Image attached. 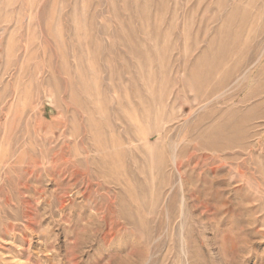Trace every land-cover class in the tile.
Masks as SVG:
<instances>
[{
  "label": "rangeland",
  "instance_id": "1",
  "mask_svg": "<svg viewBox=\"0 0 264 264\" xmlns=\"http://www.w3.org/2000/svg\"><path fill=\"white\" fill-rule=\"evenodd\" d=\"M0 264H264V0H0Z\"/></svg>",
  "mask_w": 264,
  "mask_h": 264
}]
</instances>
